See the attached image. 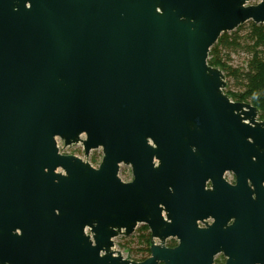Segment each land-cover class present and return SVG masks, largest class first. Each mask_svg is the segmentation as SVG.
<instances>
[{
  "label": "water",
  "instance_id": "95a60500",
  "mask_svg": "<svg viewBox=\"0 0 264 264\" xmlns=\"http://www.w3.org/2000/svg\"><path fill=\"white\" fill-rule=\"evenodd\" d=\"M248 2L0 0V264H184L114 249L134 228L120 166L196 146L264 169L259 110L209 65L223 34L264 25V0Z\"/></svg>",
  "mask_w": 264,
  "mask_h": 264
},
{
  "label": "flooded vegetation",
  "instance_id": "af4514ba",
  "mask_svg": "<svg viewBox=\"0 0 264 264\" xmlns=\"http://www.w3.org/2000/svg\"><path fill=\"white\" fill-rule=\"evenodd\" d=\"M190 148L181 159H149L142 149L121 162V182L134 183L128 202L134 228L121 237L137 247L123 257L134 254L133 262L142 263L155 247L182 254L184 264H264V169L251 164L243 174L232 168V153Z\"/></svg>",
  "mask_w": 264,
  "mask_h": 264
},
{
  "label": "trees",
  "instance_id": "16d2710c",
  "mask_svg": "<svg viewBox=\"0 0 264 264\" xmlns=\"http://www.w3.org/2000/svg\"><path fill=\"white\" fill-rule=\"evenodd\" d=\"M250 23L249 29L241 34L242 26L229 35L223 34L209 54V65L219 68L226 79L233 80L235 92L225 93L234 101L248 103L260 112L264 120V25ZM243 52L248 59L244 68L231 66V56Z\"/></svg>",
  "mask_w": 264,
  "mask_h": 264
},
{
  "label": "rangeland",
  "instance_id": "374dc122",
  "mask_svg": "<svg viewBox=\"0 0 264 264\" xmlns=\"http://www.w3.org/2000/svg\"><path fill=\"white\" fill-rule=\"evenodd\" d=\"M258 3H259V0H249L248 5H256ZM249 27H250V23L249 22L244 24L242 26L241 34H244L249 29ZM236 31L228 33V34L232 35ZM247 59H248L247 55L245 53H243V52L234 53L231 56V60H232L231 66L234 67V68H244L246 66ZM226 82H227L226 89L231 90L232 92H235L236 88L234 86L233 80L226 79ZM84 138H85V136L82 137V139H84ZM62 142L63 141L58 140L59 144H61ZM62 150L63 151H74V152L82 155L83 157H85L82 144H77V145L72 146V147H65L64 144H63ZM87 159L91 160V166L100 165L101 164V159H102V149L92 151L90 153V156ZM119 175H121V169H120ZM114 245H115L114 249H122V255L124 257H128L126 252H125L126 249H136L137 248L136 244H135V240L126 239V238H123L121 236H119L118 238H116L114 240ZM115 252L118 253V251H115ZM133 255L134 254H130L131 257L135 256V255L134 256Z\"/></svg>",
  "mask_w": 264,
  "mask_h": 264
}]
</instances>
